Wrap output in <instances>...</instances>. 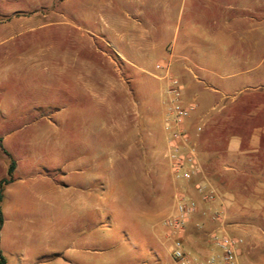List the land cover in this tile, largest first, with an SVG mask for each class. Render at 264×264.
Returning <instances> with one entry per match:
<instances>
[{
	"label": "rangeland",
	"instance_id": "obj_1",
	"mask_svg": "<svg viewBox=\"0 0 264 264\" xmlns=\"http://www.w3.org/2000/svg\"><path fill=\"white\" fill-rule=\"evenodd\" d=\"M178 98L197 104L183 147L206 179L243 184L226 150L264 128V0H0V183L15 161L0 203L6 264H178L164 220L194 189L169 160ZM202 216L191 256L212 251ZM229 234L260 263L263 235Z\"/></svg>",
	"mask_w": 264,
	"mask_h": 264
},
{
	"label": "built area",
	"instance_id": "obj_2",
	"mask_svg": "<svg viewBox=\"0 0 264 264\" xmlns=\"http://www.w3.org/2000/svg\"><path fill=\"white\" fill-rule=\"evenodd\" d=\"M169 92L179 95L177 80L170 79ZM196 108V103L185 104L178 98L170 106L166 117V128L170 130L171 136L169 160L172 171L179 180L193 181L194 189L189 191L183 188L176 192L174 210L165 218L164 225L168 228V237H172V256L178 264H233L244 238L224 232L227 197L206 179L196 148L185 150L183 147L188 137L185 121ZM198 130H202V127L199 126ZM199 212L208 213L219 229L211 232L212 251L198 257L190 255L185 239L192 217ZM197 228L201 230L202 223H198Z\"/></svg>",
	"mask_w": 264,
	"mask_h": 264
},
{
	"label": "crops",
	"instance_id": "obj_3",
	"mask_svg": "<svg viewBox=\"0 0 264 264\" xmlns=\"http://www.w3.org/2000/svg\"><path fill=\"white\" fill-rule=\"evenodd\" d=\"M260 87L262 86L259 85L251 89H258ZM212 89L213 91H218L214 86H212ZM246 89H248L247 86H242L237 88L235 92H241ZM227 94L221 95L217 99L216 104L221 102ZM245 143L250 146L248 150L243 149ZM226 155L229 159L228 171L236 177L242 176L245 181L243 184H238L236 179H231L229 183L230 187H228L227 191L219 185V190L227 197V219L224 232H232L246 238L251 234L264 236V128L255 129L247 140L240 135L231 136ZM255 210H259V214L258 218L256 217L258 222L254 225L246 218L251 213L254 214L253 211ZM205 215V217H202L206 222V228L217 229L218 224L210 219L208 213ZM219 232L223 231L219 230ZM260 239L263 243L260 242L261 244L258 243L255 247H258V245L264 246V237ZM252 247V244L247 239L244 240V243L238 248L237 258L233 264L249 263L248 254L251 253ZM259 264H264V254L261 256Z\"/></svg>",
	"mask_w": 264,
	"mask_h": 264
},
{
	"label": "trees",
	"instance_id": "obj_4",
	"mask_svg": "<svg viewBox=\"0 0 264 264\" xmlns=\"http://www.w3.org/2000/svg\"><path fill=\"white\" fill-rule=\"evenodd\" d=\"M14 169H15V161L11 160L9 167H8L9 178L2 179L0 183V203L2 202L3 197H4V186L11 182L12 180L11 175L14 172ZM3 221L4 219H3V214H2V210L0 206V223H3ZM0 264H6V258L1 252H0Z\"/></svg>",
	"mask_w": 264,
	"mask_h": 264
}]
</instances>
